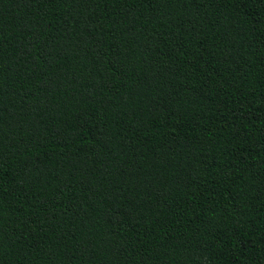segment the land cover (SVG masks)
Returning a JSON list of instances; mask_svg holds the SVG:
<instances>
[{
    "label": "trees",
    "instance_id": "16d2710c",
    "mask_svg": "<svg viewBox=\"0 0 264 264\" xmlns=\"http://www.w3.org/2000/svg\"><path fill=\"white\" fill-rule=\"evenodd\" d=\"M0 264H264V0H0Z\"/></svg>",
    "mask_w": 264,
    "mask_h": 264
}]
</instances>
